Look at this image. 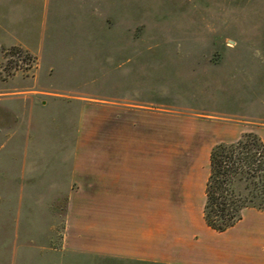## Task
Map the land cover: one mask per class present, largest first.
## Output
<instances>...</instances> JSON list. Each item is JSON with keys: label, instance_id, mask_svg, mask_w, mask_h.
Here are the masks:
<instances>
[{"label": "rangeland", "instance_id": "374dc122", "mask_svg": "<svg viewBox=\"0 0 264 264\" xmlns=\"http://www.w3.org/2000/svg\"><path fill=\"white\" fill-rule=\"evenodd\" d=\"M8 3L11 26L4 18L5 26L35 43L42 61L22 47L2 48L0 97L40 89L45 93L35 98L41 101L48 92L68 93L32 127L45 152L62 151L65 139L69 151L74 138L77 144L82 103L92 105L84 128L90 149L98 146L104 117L112 120V129L114 120H121L122 130L148 120L153 125L149 149L162 152L171 167H194L203 177L215 145L264 130V0ZM19 50L30 52V59ZM49 63L54 74L43 81ZM117 103L124 110L116 115ZM100 105L112 109L103 111ZM142 106L149 113L134 110ZM7 116L0 105V125L9 123ZM212 132L216 135L209 137ZM52 162L48 172L60 167V160ZM62 209L56 222L44 224L43 253L39 244H27L18 222H11L0 264H138L63 251ZM187 213L201 214L198 201Z\"/></svg>", "mask_w": 264, "mask_h": 264}, {"label": "crops", "instance_id": "0c3cea01", "mask_svg": "<svg viewBox=\"0 0 264 264\" xmlns=\"http://www.w3.org/2000/svg\"><path fill=\"white\" fill-rule=\"evenodd\" d=\"M8 2L0 0V30L4 32L0 56L2 48L22 47L42 61L35 43L11 33L5 11ZM54 69L49 63L45 73L49 77L44 78L42 71L41 80L48 81ZM43 93L35 89L0 97L9 120L0 125V153L4 152L0 156V246L9 245V227L15 220L28 236L27 244H39L43 253V239L48 237L44 224L56 222L63 208L65 252L138 264H264L263 210L245 208L242 219L225 231L205 221L212 149L203 177L194 167H171L162 152L149 149L153 125L148 120L134 121L135 129L122 130L121 120L116 118L112 129V120L105 117L100 120L98 146L90 149L85 129L92 105L82 103L77 144L74 138L69 151L65 139L62 151L45 152L32 127L43 121L45 111L58 106L56 99L65 102L63 95L68 93L48 92V98L38 101L35 95ZM117 104L121 105L113 106L116 115L124 110L122 103ZM258 134L264 140V130ZM54 160H60V167L48 172ZM197 201L198 217L187 213Z\"/></svg>", "mask_w": 264, "mask_h": 264}, {"label": "trees", "instance_id": "16d2710c", "mask_svg": "<svg viewBox=\"0 0 264 264\" xmlns=\"http://www.w3.org/2000/svg\"><path fill=\"white\" fill-rule=\"evenodd\" d=\"M206 195L204 218L217 231L238 223L247 207L264 211V140L258 133L212 148Z\"/></svg>", "mask_w": 264, "mask_h": 264}, {"label": "built area", "instance_id": "2783aa9c", "mask_svg": "<svg viewBox=\"0 0 264 264\" xmlns=\"http://www.w3.org/2000/svg\"><path fill=\"white\" fill-rule=\"evenodd\" d=\"M19 54H24L23 56H24V58H29L30 59V52H28V51H25V52H21V51H19L18 52Z\"/></svg>", "mask_w": 264, "mask_h": 264}]
</instances>
